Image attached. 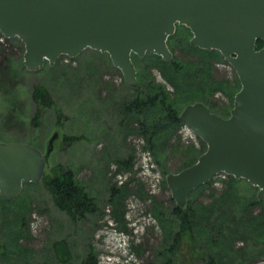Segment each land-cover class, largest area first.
<instances>
[{
  "label": "rangeland",
  "instance_id": "obj_1",
  "mask_svg": "<svg viewBox=\"0 0 264 264\" xmlns=\"http://www.w3.org/2000/svg\"><path fill=\"white\" fill-rule=\"evenodd\" d=\"M191 37L189 29L177 26L169 39L168 46L177 61L187 59L183 49ZM23 53L19 39H6L0 34V141L26 144L45 155L56 137L41 181L24 185L21 193L11 200L0 197V245L14 240L12 231L21 238L16 243L20 250L18 257L11 262L0 259V264H21L20 260L26 261L25 264H80L90 253L97 264H201L196 260V252L186 256L176 250L180 228L171 215L175 202L166 186V177L197 161L206 150L205 143L190 139L183 124L167 145L157 146L154 154L146 139L136 133L137 125L125 119L120 110L123 97L128 98L131 93L124 89L121 72L113 70L105 53L86 49L72 59L61 56L53 66L45 62L35 72L23 66ZM194 59L192 56L190 60ZM150 61L148 54L143 58L133 56L138 71L150 66ZM151 74L168 92H174L159 71L152 69ZM211 78L212 81L209 77L206 83L203 81L206 92L196 91L189 101L201 102L218 116L227 118L240 82L222 56L212 63ZM40 82L48 90L51 106H38L40 114L35 118L37 106L31 92ZM179 109L182 111L184 106ZM141 148L151 153V176L155 174L159 179L154 193L149 188L150 178L142 170ZM67 170L72 171L76 184L96 207L95 213L82 220L72 221L66 211L57 207L46 184L56 173ZM229 177L232 176H217L207 183L208 187L194 191L188 202L209 209L210 194H222L229 189L232 192L223 211L229 215L241 212L257 197L258 189L234 177L236 182L231 184ZM112 189L117 195L113 196ZM263 209L264 205L255 206L253 215L260 216ZM211 219L214 221L215 217ZM257 224L262 234L264 218L260 217ZM258 231L248 237L239 232L234 251L219 249L218 262L214 257L216 263L233 264L236 255L237 264L264 262V237ZM186 234L180 237L181 243L189 245L188 250L192 251L193 245L196 247V234L194 243ZM54 244L67 248L70 256L67 263L57 260ZM254 251L256 255L249 258ZM185 257H190V261L186 262Z\"/></svg>",
  "mask_w": 264,
  "mask_h": 264
},
{
  "label": "water",
  "instance_id": "obj_2",
  "mask_svg": "<svg viewBox=\"0 0 264 264\" xmlns=\"http://www.w3.org/2000/svg\"><path fill=\"white\" fill-rule=\"evenodd\" d=\"M177 26L189 29L191 45L219 52L241 87L227 118L199 102L182 110L180 121L206 150L190 167L167 175L171 199L183 208L195 190L225 174L257 188L262 201L264 0H0V34L21 41L26 70L39 71L45 62L53 66L61 56L72 59L91 49L109 56L127 87L137 83L133 56L171 60L167 41ZM52 142L43 155L26 144L0 141L3 200L41 181Z\"/></svg>",
  "mask_w": 264,
  "mask_h": 264
},
{
  "label": "trees",
  "instance_id": "obj_3",
  "mask_svg": "<svg viewBox=\"0 0 264 264\" xmlns=\"http://www.w3.org/2000/svg\"><path fill=\"white\" fill-rule=\"evenodd\" d=\"M257 46L260 49L263 46V42L258 41ZM183 53H185L186 60L177 61L172 54L173 60L171 59L167 62L163 61L159 56L148 54L151 60L150 66L145 67L143 71H138V68L136 69V85L131 88L123 86L125 90H130L131 94L128 98L123 97L120 110H122L125 119L137 125L136 133L146 139L149 149L154 154L157 151V146L164 147L167 145L168 141L175 135L176 130L183 125L179 119L182 112L179 107L183 105L185 108L190 104L197 103L189 101L190 95L195 94L196 91L201 93L206 92L203 81L205 80L206 83L208 77L212 81V63L221 58L217 51L201 50L188 42L185 50L183 49ZM192 56L195 58L194 61L190 60ZM196 56L199 58L197 61ZM19 67L24 68L23 66ZM152 69L159 71L164 80L172 85L173 93L168 92L164 85L159 84L155 80L151 74ZM113 70L116 69L113 68ZM11 72H16V70ZM211 84L213 85L215 82ZM31 98L37 106L35 118L39 117L40 106H51L50 95L42 82L33 87ZM210 110L212 111V109ZM212 112L215 113L214 111ZM201 144L203 145V143ZM194 163H191L188 167ZM120 164L122 167L125 165L123 162ZM229 182L233 184L236 180L229 177ZM46 184H48L47 187L54 197L55 205L61 210L66 211L72 221L82 220L87 215L96 212L92 199L89 198L82 187L76 184L72 171H59L56 173V176L46 181ZM206 186L208 187L209 185L206 184L195 191L199 192ZM111 192L113 196L117 195L115 190L112 189ZM230 192L232 191L227 189L222 194H210L212 203L209 209L198 204L194 206L188 200L183 208H179L173 203L171 215L177 219L180 228V232L176 235L175 247L180 255L184 254L188 256L190 253L194 255L196 252V260L202 262L201 264H217L216 257L219 249L227 248L229 251H234V245L239 232L248 237L253 236L254 232L258 231L257 221L260 217L264 218V209L259 213L260 216H255L253 215V208L258 205L263 206L264 200L260 201L257 197H254L248 205H245L241 212H231V215H229L226 210L223 211V205H225V200L228 198ZM212 217H215L214 221L211 219ZM22 227L21 223L20 228ZM10 233L14 236V240L10 243L6 241L0 245V259L9 262L20 251L17 249L19 246L16 243L21 239L13 231ZM258 233L261 234L259 231ZM185 234L192 237V243H194L193 234H196V247L193 245L192 251L188 250L189 245L181 243L180 237ZM261 235L264 237V232ZM54 246L57 260L61 263H67L70 257L67 248L65 246L58 248L57 244H54ZM11 248H15V250ZM256 253L255 251L251 253L249 258L254 257ZM226 258L230 260L231 256H226ZM185 259L186 262L190 261V257H185ZM243 259L245 260L244 257ZM237 260L238 256L236 255L233 264H237ZM20 262L21 264L26 263L24 260H20ZM16 264L19 263L16 262ZM80 264H97V261H95L93 254L90 253Z\"/></svg>",
  "mask_w": 264,
  "mask_h": 264
},
{
  "label": "built area",
  "instance_id": "obj_4",
  "mask_svg": "<svg viewBox=\"0 0 264 264\" xmlns=\"http://www.w3.org/2000/svg\"><path fill=\"white\" fill-rule=\"evenodd\" d=\"M187 133H188V137L190 139H196V137L189 131V129L187 128ZM188 139V138H186ZM142 150H140V163L142 165V170L145 171V177L150 178V182H148L149 184V188L152 191V193H154L156 190V184L158 183L159 179L155 176V174H153L151 176V171H152V162H151V153L149 152V150H144L143 148H141ZM259 264H264V262H261Z\"/></svg>",
  "mask_w": 264,
  "mask_h": 264
}]
</instances>
